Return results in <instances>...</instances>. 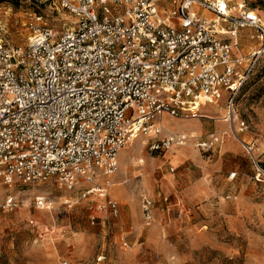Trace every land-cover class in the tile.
I'll use <instances>...</instances> for the list:
<instances>
[{
	"label": "built area",
	"instance_id": "built-area-1",
	"mask_svg": "<svg viewBox=\"0 0 264 264\" xmlns=\"http://www.w3.org/2000/svg\"><path fill=\"white\" fill-rule=\"evenodd\" d=\"M55 1L72 17L70 26L59 31L34 14L26 45L0 38V185L52 180L70 192L68 207L74 193L97 194L105 199L98 210L117 216L108 188L119 154L138 135L159 137L164 114L196 119L203 105L226 96L233 133L248 130L236 98L264 57V21L246 2ZM242 39L248 53L240 51ZM191 138L188 132L158 138L151 149ZM219 138L212 134L197 145L210 150ZM34 202L49 208L45 194ZM143 203L150 223L153 201ZM19 204L9 194L0 210Z\"/></svg>",
	"mask_w": 264,
	"mask_h": 264
},
{
	"label": "rangeland",
	"instance_id": "rangeland-1",
	"mask_svg": "<svg viewBox=\"0 0 264 264\" xmlns=\"http://www.w3.org/2000/svg\"><path fill=\"white\" fill-rule=\"evenodd\" d=\"M243 1L264 21V0ZM34 14L59 31L73 20L55 0H0V38L26 45ZM241 43L240 51L248 52L250 43ZM236 103L248 125L238 135L227 120L225 96L203 105L196 119L164 114L157 119L159 137L140 135L124 148L108 188L119 204L117 216L98 210L105 199L97 194L84 199L74 193L68 207L70 192L52 180L0 185V200L11 194L20 201L14 210H0V264H264V57ZM182 132L193 138L151 149L156 139ZM212 134L220 137L212 149L198 147ZM41 193L49 208L35 206ZM145 197L153 201L150 223Z\"/></svg>",
	"mask_w": 264,
	"mask_h": 264
},
{
	"label": "trees",
	"instance_id": "trees-1",
	"mask_svg": "<svg viewBox=\"0 0 264 264\" xmlns=\"http://www.w3.org/2000/svg\"><path fill=\"white\" fill-rule=\"evenodd\" d=\"M261 60H262V59H261ZM261 60L259 61L258 65H257V67H256V69H255V71H256L257 68L259 67V64H260ZM255 71H254V72H255ZM254 72L250 75V77L254 74ZM250 77H249V79H250ZM249 79H248V80H249ZM248 80H247V81H248ZM247 81H246V83H247ZM246 83H245V84H246ZM245 84H244V85H245ZM244 85H243V86H244ZM242 88H243V87H242ZM242 88H241V89H242ZM238 94H239V93H238ZM236 99H237V98H236Z\"/></svg>",
	"mask_w": 264,
	"mask_h": 264
},
{
	"label": "bare ground",
	"instance_id": "bare-ground-1",
	"mask_svg": "<svg viewBox=\"0 0 264 264\" xmlns=\"http://www.w3.org/2000/svg\"><path fill=\"white\" fill-rule=\"evenodd\" d=\"M138 136H139V135H138ZM138 136H137V137H138ZM193 136H194V135H193ZM138 161H139V163H144V160H142V159H139ZM113 184H114V183H113ZM113 184H112V186H113Z\"/></svg>",
	"mask_w": 264,
	"mask_h": 264
},
{
	"label": "crops",
	"instance_id": "crops-1",
	"mask_svg": "<svg viewBox=\"0 0 264 264\" xmlns=\"http://www.w3.org/2000/svg\"><path fill=\"white\" fill-rule=\"evenodd\" d=\"M248 42H249V41H248ZM249 51H250V50H249ZM249 51H248V52H249ZM248 52H246V53H248ZM120 153H121V152H120ZM119 155H120V154H119Z\"/></svg>",
	"mask_w": 264,
	"mask_h": 264
}]
</instances>
